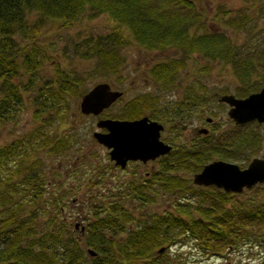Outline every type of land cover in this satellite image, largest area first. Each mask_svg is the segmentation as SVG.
<instances>
[{
  "label": "trees",
  "instance_id": "trees-1",
  "mask_svg": "<svg viewBox=\"0 0 264 264\" xmlns=\"http://www.w3.org/2000/svg\"><path fill=\"white\" fill-rule=\"evenodd\" d=\"M177 1L181 7H191L190 0ZM162 3L154 0H0V122L17 116L27 101L26 92L31 95L28 100L33 103L37 122L27 133L0 147V206L7 207L6 212L0 213V264H165L162 256L156 255L157 250L181 245L189 239L209 254L234 250L246 243L264 245V183L241 193H231L215 186L194 189L188 179L179 175L180 171L193 174L200 171L213 157L227 158L225 150L229 146L213 143L211 134L216 132L213 127L206 135L168 142L172 149L159 164L160 170L150 178L135 177L128 180L126 188L124 182L115 183L104 194L90 196L88 200L96 199L92 206L102 207L103 212L83 219L89 220L84 236L79 238L69 231L64 218L57 215L58 209L47 220L38 219L46 212V206L52 204L51 199L48 204L40 199L45 176L36 154L40 150L50 156L63 154L70 148L67 137L53 139L47 129L70 107V94L79 93L83 86L81 77L71 76L70 71L59 65L57 78L39 80L45 50L34 39L46 20L61 22L67 27L87 7L118 19L120 22L108 34L88 37L81 53L84 58L94 59L96 70L103 74L116 71L122 61L118 49L130 42L122 32L124 26L133 41L146 50L181 49V56L150 67L149 73L157 83L173 84L180 70L187 66L189 54L197 53L201 59L220 60L230 65L233 76L243 80L236 87L239 96L258 91V86L264 85V49H247L241 43L238 46L225 34H197L189 30V24L180 27L179 11L174 5ZM161 7L169 11L167 15ZM253 14L226 16L222 21L226 26L246 29L248 21L257 17ZM27 37L31 42L23 43ZM198 84L187 86L184 96L169 101L157 95L141 94L131 99L125 110L147 112L149 117L161 121L165 130L168 125V131H181L186 120L207 101V95L203 94L205 86ZM97 165L102 168L100 163ZM101 173L105 169L95 179ZM73 191L71 188L70 192ZM161 191L176 197L169 207L175 209L144 213V205L161 201ZM54 196V205H57L62 198ZM101 197L104 199L97 200ZM77 198L72 195L71 200L76 202ZM27 209L35 212L23 217L21 211ZM82 226L84 229L85 225ZM83 246L95 255L90 256Z\"/></svg>",
  "mask_w": 264,
  "mask_h": 264
},
{
  "label": "rangeland",
  "instance_id": "rangeland-1",
  "mask_svg": "<svg viewBox=\"0 0 264 264\" xmlns=\"http://www.w3.org/2000/svg\"><path fill=\"white\" fill-rule=\"evenodd\" d=\"M154 1L174 5V9L180 13L181 20L178 21L180 27L189 24V30L197 34H225L238 46L241 43L247 49H264V0H190V8L185 5L181 7L177 0ZM177 4H179V7L176 6ZM163 11L165 15L169 12L165 8H163ZM198 12H201L202 15H196ZM226 12H230V15H225ZM239 14H253L257 17L248 21L246 29L244 27L237 29L233 26H226L222 21L226 16L240 17ZM117 20L108 13H95L87 7L67 27H63L61 22L46 20L34 39L45 50V58L39 69L40 81L57 78L58 65L59 68L70 71L71 76L73 74L83 80V86L81 85L79 93L70 94V104L68 103L70 107L64 112V116L47 129L48 134L53 139L61 138L63 135L67 137L70 148L66 149L63 154L50 156L43 150L38 151L36 154V157L38 156L41 160V172L45 176V178L43 177V198L40 199L46 201L47 204L51 199L52 204L46 206V212H43L38 219L45 221L52 211L58 209L60 213H57V215L60 219L70 215L66 223L69 231L74 235L77 232L71 218L80 213L79 206L84 197H78L74 207L71 200L73 194L70 192L71 188L78 193L87 189L88 195L91 194V191H99L104 194L115 183L119 185L124 182L123 187L126 188L128 180L135 177H145V171L152 163L149 162L147 167L135 163H129L123 169H120L119 166L115 167L111 164L108 149L95 141L92 136V131L98 130L96 126L98 118L133 119L135 114H138V117L145 116L144 114L148 115L147 112L140 113L132 108L125 110L127 103L141 94L157 95L160 99L169 101L184 96L187 86L196 85V82L199 83L198 85L202 83L206 88L203 94L207 95V101L203 103L202 109L196 111L193 117L186 120V126L181 131H168V125L166 124L167 129L164 128L161 131V138L165 141L168 138L169 141L167 142H171L172 139L183 140L197 135L194 133L197 128L206 127L210 132L211 127H213L212 129H216V132L211 134L213 143L229 146L225 150L227 158L223 157L221 159L234 162L243 168L251 158L264 156V123L251 121L243 125H235L227 115L229 106L218 101L221 94H233L236 97H243L236 94V87L243 80L236 79L233 76L229 64L220 60H204L197 53H192L189 54L187 59V66L180 70L178 78L173 84L168 86L157 83L149 73L150 67L157 62L181 56V49L168 47L146 50L137 45L129 34L128 28L122 26L123 34L129 38L130 42L118 49L119 58L122 59L120 65L114 72L107 74L98 72L96 61L92 58H84L81 55L84 50V42L90 36L96 37L108 34L115 23L120 22ZM22 41L23 43H29L31 38L27 37ZM102 81L108 82L112 89L122 91V96L99 115L82 114L79 110V103L84 90L86 88L90 89L95 83ZM258 87L260 89L261 85ZM223 90H226V92H222ZM29 94L24 93L27 101L14 119L0 122V147L20 135H24L37 123L33 114V103L30 99L28 100L31 97ZM207 117L212 118V122L206 121ZM157 121L162 123L159 120ZM213 159H218V157H213ZM108 162H111L109 163L110 166H106ZM97 163H100L102 168H99ZM154 164L159 166L160 161L154 162ZM103 169H105V173H101L102 176L95 179V175ZM179 175L188 179L194 189L198 187L192 183L193 173L180 171ZM92 181L94 182L92 183ZM112 191L114 192L115 188ZM253 192L251 191V193ZM54 195H60L62 198L57 205H54L56 199ZM86 199L82 212H85L86 216L88 215V219L92 216L101 215L103 208L99 207V209L98 206H92L96 199L88 201ZM102 199L104 198L101 197L97 200ZM174 200H176V197L173 194L164 191L161 201H158L159 203L144 205V213L154 210L161 212L165 211L166 208L174 210L173 207L172 209L169 208ZM5 208L7 207L0 206V213L6 212ZM33 212L35 210H29L28 212L27 209L21 211V215L27 217ZM88 221H83V224H87ZM83 249L85 250V247ZM156 255H161L165 264L167 262L169 264H264V245L246 243L234 250L228 249L219 254H209L202 252L194 245V241L189 239L181 245H172L161 253H156Z\"/></svg>",
  "mask_w": 264,
  "mask_h": 264
},
{
  "label": "water",
  "instance_id": "water-1",
  "mask_svg": "<svg viewBox=\"0 0 264 264\" xmlns=\"http://www.w3.org/2000/svg\"><path fill=\"white\" fill-rule=\"evenodd\" d=\"M122 94V91L112 89L106 81L97 82L81 96L80 111L86 115H99ZM218 101L229 106L227 115L236 125L251 121L264 123V85L245 97L221 94ZM211 120L210 117L206 118L208 122ZM96 126L105 131L95 130L93 132L95 140L108 149L110 160L122 168L130 160L145 162L169 153L172 148L171 144L161 139L163 124L146 115L136 119L98 118ZM196 132L206 134L208 129L201 127L197 128ZM192 183L240 193L244 189L264 183V156L251 158L243 168L234 162L214 159L193 174ZM81 230L83 231V227ZM163 250L161 247L157 253ZM87 252L90 255L95 254L91 249H87Z\"/></svg>",
  "mask_w": 264,
  "mask_h": 264
},
{
  "label": "flooded vegetation",
  "instance_id": "flooded-vegetation-1",
  "mask_svg": "<svg viewBox=\"0 0 264 264\" xmlns=\"http://www.w3.org/2000/svg\"><path fill=\"white\" fill-rule=\"evenodd\" d=\"M148 116V115H147ZM164 128V127H163ZM98 130L99 131H105V129H102V128H98ZM194 133H196V129L194 130ZM197 134V133H196ZM162 139V138H161ZM163 140V139H162ZM163 141H165V140H163ZM165 142H167V141H165ZM107 149V148H106ZM108 151V150H107ZM166 154H164V155H161V156H158L157 158H155V159H150V160H147V161H142V160H130V161H128L127 162V164H126V166L129 164V163H135V164H138V165H140V166H143V167H147V165H148V163L149 162H152V163H150L151 165H150V167L149 168H147V171H145V177H139V180H143V179H145V178H150L151 177V175H153L154 173H157L159 170H158V166H156L155 164H154V162H157V161H160V163L162 162V159H164V156H165ZM112 161V160H111ZM112 163H113V165L115 166V167H117V166H119V165H116L115 163H114V161H112ZM125 166V167H126ZM125 167H123V168H125ZM119 168L120 169H123L122 167H120L119 166ZM156 169V170H155ZM73 193V194H72ZM71 194L73 195V196H75V197H84V200L80 203V206H79V210H80V213H78L76 216H74V218H71L72 219V221H74V229H75V231L77 232V236H79V238L81 237V236H84V234H85V230H86V224H84L85 226H84V231H82L81 229H82V225H83V219H86L87 218V216H86V213L85 212H82V210L84 209V201H85V199H86V201H88V198L90 197V196H92V195H98V194H102V193H100L99 191H96V192H92L91 191V194H89L88 195V191H87V189H84V190H82L81 192H76V191H73ZM163 194H164V191H161L160 192V200H161V198H162V196H163ZM87 195H88V197H87ZM74 202V201H73ZM77 203V200H76V202H74V207L76 206L75 204ZM69 217H70V215H69ZM68 216H64V220L66 221L68 218H69ZM85 251L87 252V249L85 248ZM95 255V254H94ZM93 255V256H94Z\"/></svg>",
  "mask_w": 264,
  "mask_h": 264
}]
</instances>
